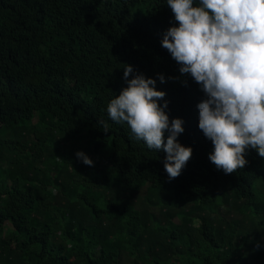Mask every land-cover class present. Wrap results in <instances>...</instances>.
I'll use <instances>...</instances> for the list:
<instances>
[{
  "label": "trees",
  "instance_id": "16d2710c",
  "mask_svg": "<svg viewBox=\"0 0 264 264\" xmlns=\"http://www.w3.org/2000/svg\"><path fill=\"white\" fill-rule=\"evenodd\" d=\"M174 25L166 0H0V264H264V158L249 148L231 174L210 161L205 93L162 47ZM126 65L184 122L177 139L193 155L175 179L163 150L107 116ZM186 236L218 250L195 259L174 246Z\"/></svg>",
  "mask_w": 264,
  "mask_h": 264
},
{
  "label": "clouds",
  "instance_id": "9594fccd",
  "mask_svg": "<svg viewBox=\"0 0 264 264\" xmlns=\"http://www.w3.org/2000/svg\"><path fill=\"white\" fill-rule=\"evenodd\" d=\"M178 26L162 40L181 75H190L206 99L198 105L199 129L213 144L210 161L231 174L247 164L246 151L255 149L264 158V0H166ZM127 86L107 105V116L126 124L136 140L149 149L166 153L164 168L169 180L177 178L193 155L177 137L183 120H171L159 103L166 93L156 79L126 65ZM160 82L165 77L159 76ZM175 79V78H173ZM103 130L109 131L105 120ZM167 133L166 143L165 134ZM86 165L93 161L76 153Z\"/></svg>",
  "mask_w": 264,
  "mask_h": 264
},
{
  "label": "rangeland",
  "instance_id": "374dc122",
  "mask_svg": "<svg viewBox=\"0 0 264 264\" xmlns=\"http://www.w3.org/2000/svg\"><path fill=\"white\" fill-rule=\"evenodd\" d=\"M145 12V10L144 9H142V11L140 12L141 14H143ZM29 126V125H28ZM40 132L41 133H46V132H42V128L40 129ZM85 132H83L82 134H84ZM57 134V133H56ZM6 135L7 134H5L4 135V132H0V142H2V141H4L5 139H6ZM47 136V139H48V142H50L51 141V137L49 136V135H46ZM58 137H60V138H58ZM56 138L57 139H60V146L61 147H67L68 145L65 143V141H64V139L63 138H61V136L59 135V134H57V136H56ZM50 146L53 148V147H55V144L53 143V144H50ZM50 170H53V167H51V169ZM260 184V182H256L255 183V187L256 188H259V185ZM145 196H146V194H141L140 196L139 195H137L136 196V198H134V200H135V202H134V204L137 206V208H141L143 205H144V203H143V200H144V198H145ZM154 212H156V213H159V211H154ZM227 211H218V214L223 218V219H227V216L225 215V213H226ZM210 213H212L213 214V211H210ZM254 220H256V219H254ZM231 221V220H230ZM257 221V220H256ZM256 221H253V223H251V225H252V228L253 229H255L256 227H257V223H256ZM176 222V223H175ZM182 222V219L181 218H179V217H177L176 219H174V224H177V223H181ZM193 225H194V227L195 228H198L199 227V223H198V221H195L194 223H193ZM216 225H218V222L216 223ZM250 225V224H249ZM8 226V225H7ZM221 227V229L224 231V232H228V225L226 224V222H224L223 224H221L220 226H217V228H220ZM195 235L193 234V237H194ZM189 237L190 236H186L185 237V239H178V240H176V239H174L173 240V242H174V246H180L181 247V249H183L182 251L184 252V254H191V253H194L195 255H197L198 257H194L195 259H199V256H205V255H207L209 252H211V251H213V250H218V249H214V248H211L208 244H207V242H204V241H201L200 242V246L198 247V248H196V247H194V249L191 247V243H187V240L189 239ZM202 238L203 239H205L204 238V236L202 235ZM187 256H184L183 257V255H180L178 258L179 259H184V258H186ZM177 258V256H175L174 257V259H176Z\"/></svg>",
  "mask_w": 264,
  "mask_h": 264
}]
</instances>
